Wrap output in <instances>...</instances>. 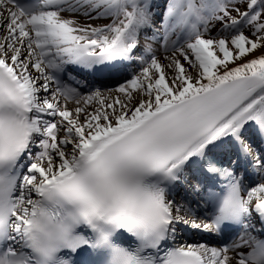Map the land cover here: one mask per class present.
Segmentation results:
<instances>
[{
  "label": "snow or ice",
  "instance_id": "6c2138e0",
  "mask_svg": "<svg viewBox=\"0 0 264 264\" xmlns=\"http://www.w3.org/2000/svg\"><path fill=\"white\" fill-rule=\"evenodd\" d=\"M0 264H264V0H0Z\"/></svg>",
  "mask_w": 264,
  "mask_h": 264
}]
</instances>
